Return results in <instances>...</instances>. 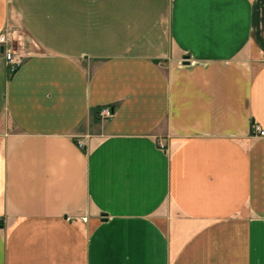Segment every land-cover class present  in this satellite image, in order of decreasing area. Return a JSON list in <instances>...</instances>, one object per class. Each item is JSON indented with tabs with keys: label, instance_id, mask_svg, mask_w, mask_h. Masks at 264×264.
Instances as JSON below:
<instances>
[{
	"label": "crops",
	"instance_id": "obj_1",
	"mask_svg": "<svg viewBox=\"0 0 264 264\" xmlns=\"http://www.w3.org/2000/svg\"><path fill=\"white\" fill-rule=\"evenodd\" d=\"M4 29L0 264H264V0H0Z\"/></svg>",
	"mask_w": 264,
	"mask_h": 264
},
{
	"label": "built area",
	"instance_id": "obj_2",
	"mask_svg": "<svg viewBox=\"0 0 264 264\" xmlns=\"http://www.w3.org/2000/svg\"><path fill=\"white\" fill-rule=\"evenodd\" d=\"M1 45H4V59L8 67L9 74L12 75L18 70L24 59V54L18 49L14 31L4 29L0 32V46ZM112 114L113 108L111 106H104L99 110V116L102 119L109 118ZM254 130L258 133V135L264 136V129H262L257 123L254 124ZM79 143L81 146L83 145L82 141Z\"/></svg>",
	"mask_w": 264,
	"mask_h": 264
},
{
	"label": "water",
	"instance_id": "obj_3",
	"mask_svg": "<svg viewBox=\"0 0 264 264\" xmlns=\"http://www.w3.org/2000/svg\"><path fill=\"white\" fill-rule=\"evenodd\" d=\"M0 52L3 53L4 52V45L0 46Z\"/></svg>",
	"mask_w": 264,
	"mask_h": 264
},
{
	"label": "rangeland",
	"instance_id": "obj_4",
	"mask_svg": "<svg viewBox=\"0 0 264 264\" xmlns=\"http://www.w3.org/2000/svg\"><path fill=\"white\" fill-rule=\"evenodd\" d=\"M16 39H18V35H16ZM20 44V41H17V45Z\"/></svg>",
	"mask_w": 264,
	"mask_h": 264
}]
</instances>
